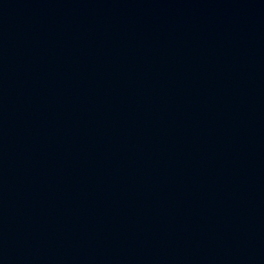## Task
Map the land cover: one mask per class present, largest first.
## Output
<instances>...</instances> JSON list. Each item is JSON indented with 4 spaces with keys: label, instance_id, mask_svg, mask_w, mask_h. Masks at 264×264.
<instances>
[{
    "label": "water",
    "instance_id": "95a60500",
    "mask_svg": "<svg viewBox=\"0 0 264 264\" xmlns=\"http://www.w3.org/2000/svg\"><path fill=\"white\" fill-rule=\"evenodd\" d=\"M0 264H264V0H0Z\"/></svg>",
    "mask_w": 264,
    "mask_h": 264
}]
</instances>
